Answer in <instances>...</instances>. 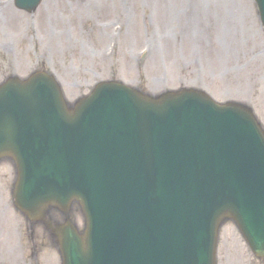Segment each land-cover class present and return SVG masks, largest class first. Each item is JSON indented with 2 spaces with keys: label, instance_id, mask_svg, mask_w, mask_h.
Segmentation results:
<instances>
[{
  "label": "rangeland",
  "instance_id": "374dc122",
  "mask_svg": "<svg viewBox=\"0 0 264 264\" xmlns=\"http://www.w3.org/2000/svg\"><path fill=\"white\" fill-rule=\"evenodd\" d=\"M90 1H80L84 10L91 9V2L97 4L91 16L85 13L81 19L77 0H45L34 15L16 12L13 0H0V15L5 11L8 16L0 22V83L40 65L58 77L70 101L88 95L98 82L117 80L151 96L180 89L204 91L219 102L252 106L264 122V29L254 7L238 10V2L250 5V0H193L190 17L181 21L174 19L181 2L169 12L166 0L164 18L159 0H127L123 6L117 0ZM121 15L126 21L122 27L115 19ZM174 29L182 30L177 45L170 37ZM197 37L203 45L193 39ZM8 45L10 53H2ZM13 166L7 160L6 170L13 171ZM3 180L0 177V264H8L18 252L25 261L16 258L14 264H59L57 243L44 225L26 221L25 230L16 224L21 221L10 210ZM80 210L78 204L73 207L71 218L83 229ZM52 214L62 219L58 212ZM230 228L239 240L227 234L226 254L221 245L227 236L221 230L217 264H264L247 251L236 225ZM38 230L46 246L32 249Z\"/></svg>",
  "mask_w": 264,
  "mask_h": 264
},
{
  "label": "water",
  "instance_id": "95a60500",
  "mask_svg": "<svg viewBox=\"0 0 264 264\" xmlns=\"http://www.w3.org/2000/svg\"><path fill=\"white\" fill-rule=\"evenodd\" d=\"M36 1H33L32 3H29V4L22 3L20 5L24 7H30L33 4H35ZM37 85H39L37 87L38 89L34 91V87H36ZM51 88L53 89L54 92L52 91ZM9 90H14L18 94V95H14V98L12 99V105L13 107H16L15 111L13 112V116L11 113L9 114V108H8L10 105V100H8ZM126 90L127 92H121L123 94L119 93L120 95L116 96L114 101L106 100L101 105V107H95V108L93 107L92 109L90 108L91 104L88 107H86L88 105V104L86 105L87 101L84 102L83 106L79 108V110H81V114L79 118L73 121L71 116H67L65 114L63 103L61 100V95L59 93L58 88L55 87L54 83L49 81L47 77H42V76L36 77L32 79L26 86H21L20 84L11 83L8 86L4 87L3 89H0V104L7 107L5 111L3 112V120L0 121V136L1 138H3L0 140V148L1 147L10 148L12 152L16 154L17 159H18L17 162H19L20 169H22V165H23L22 162L24 159L23 157L19 156L21 155L20 147L27 149L29 148V146L26 143L21 144V142H18V141H22L23 137L28 139L29 137L28 129L30 128L29 126L30 124L31 125L33 124L36 127H41L45 123L47 118L50 117L49 115H47L46 117L41 118L40 114L53 111L54 113L58 114L57 117L60 118L61 120H64L65 123L68 124V126L73 127L77 125L78 127L79 123L84 125V123H86L87 120L95 121V116L106 118V117H112L113 114L115 115V113H118V115H120V118L124 117L128 119H133L135 113L130 108L129 102L133 103L134 105H136L138 108L141 109V112L136 121L137 122L136 125L143 127L142 131L144 132V134H141V136L139 137L140 139H143L141 143H144L146 142V137L148 136L150 132L149 131L150 122L148 121V117L146 115L147 110L156 109L155 111L167 113L168 107L176 105L178 101L185 98L184 96L183 98L169 100L170 102L167 101L168 103L165 106L166 109L154 108L153 106H151L152 104L145 103L142 100H140L138 98V95L135 94L133 91L129 89H126ZM187 98H189V96ZM195 98L198 99V97L196 96ZM164 105L165 104H162L161 107H163ZM179 105L181 107L182 104L180 103L174 107H178ZM89 108L93 114H90L89 116H87L88 118L86 120V118L83 117V113ZM7 115H9V118L7 117ZM162 115L164 116V114ZM77 127H74L72 130L76 131ZM94 127L104 132H109L111 130V127L108 126L107 124L104 125L101 123H95ZM202 127L206 132L208 133L210 132L212 136L222 135V132L215 129L213 124L206 123V125ZM197 129L199 131L200 127H197ZM221 130H223V128ZM200 131L196 132L195 130H193L191 132L192 133L191 138H195L194 137L195 135L201 134L202 132ZM15 135H17L18 137V141H16L17 137L15 138ZM28 140L32 141L30 139ZM147 143L148 144L142 147L141 149L145 150L147 149V147H150L149 152H148L149 156L146 157L144 155L145 156L144 161L139 162V165H138V166H141V168L143 169H148L150 165H153L155 162H159V160L161 159V157L160 158L158 157L159 150L156 148V145H153L150 140L147 141ZM33 144L34 143L31 144L32 148L34 149V151H36L37 149L33 146ZM38 144L44 147L50 148L49 144L41 143V142H38ZM78 147L81 150L78 153L83 155L84 151L87 152L86 148L80 147V146ZM151 149L152 151L150 152ZM128 152L129 150L126 149L122 154H120V156L113 154V153L108 154L107 155L108 158L110 157L115 162L112 165H107V166L101 164L100 161L95 159L96 158L95 154L92 155L93 158H88V159H81L83 158V156L81 157V155L78 154L77 159H69V161L60 160L61 164L63 165L65 164L68 166H75V169H76V171H74V174H73L72 187H70V190H68V192H66L61 187H56V184L53 183L52 181H46L43 184H40V186H38V183L36 182V178L32 177L36 175L35 170H36L37 163L36 161H33L31 157H28L27 167H28V172L31 173L30 175L31 178L29 179V181H27L28 182L27 191L26 190L24 191L23 197L20 198V202L22 204L25 203V205L27 206H30L31 204H35V203L41 204L42 202H50L51 200H54L58 202L59 204H64L68 202V200H70L71 198L75 197L79 199V201H81L82 204H84L85 206L84 211H86L87 213V216L89 218L88 221L90 225L92 224L91 214L93 216H97V220L93 221V226H94L93 230L92 231L89 230V237H90L92 233L95 231V228L98 227V225L103 223L104 227H106L111 223L110 221L108 222L107 220H105L103 217L105 216V213H107L106 210H108V212H112L116 208L117 203H118L117 200L115 199L116 196H112V195L110 197L106 196V198L103 199V197L101 196V191L98 188L100 187L101 182L106 177L110 179H114L117 177L118 170H120L122 167L128 168L129 166L132 165L133 162H131V160L128 159V157H126ZM159 166H164V165L159 164ZM91 170L95 171L93 175L88 174ZM104 186H107L105 189L107 190L110 188L111 185L106 184ZM76 190L80 193H78ZM237 192L239 191L234 190L230 192L229 197H231L232 201L230 199L225 200L224 203H222L221 206L218 207L217 209H220L222 207H224V209H229V208L234 207V205L230 203L234 202V199H233L234 195L238 196ZM107 199H110V200L112 199L113 204H109V205L106 204L108 207L106 210H104L103 204L105 203ZM87 204H89V207H88L89 209L86 208ZM234 209L238 213V209L235 207ZM101 214L103 215V217L101 216ZM100 217H101L100 220L102 222L99 223L98 219ZM239 217L241 216L239 215ZM196 220H197L196 217H194L193 222L195 223ZM193 226H194V230L198 228V226L196 225H193ZM114 228L116 231H120V228L115 225H114ZM123 231L126 234H132L134 232L133 229L123 230ZM173 231H177L176 228H173ZM114 234L115 233L113 232L112 234H109V235L114 237ZM66 238L69 240L73 239V237L69 233L67 234ZM91 241H92L91 238L88 239V245L91 243ZM186 245H187V242L184 244V246L181 247L180 250L185 249ZM152 248L154 247L153 246L149 247L147 251H135L133 254H130L129 258L119 263H115V264H143L145 262L146 255L152 250ZM159 249L162 251L161 254L163 255H166L170 252V256H171L170 259L172 260L173 264H179L178 262L175 261V258L178 257L179 252L177 253L175 251H172L173 246L167 245V243L164 242L163 248H159ZM80 252L81 251H79V253ZM80 255L81 257L80 258L77 257V258H79L80 263H82L85 261V257L87 256V254L80 253ZM133 256H135L136 262L132 261ZM72 260L73 262L71 264H76L77 260L74 255L72 256ZM151 260H152L151 264H159V260H156L155 258ZM209 260H210V257H209Z\"/></svg>",
  "mask_w": 264,
  "mask_h": 264
},
{
  "label": "bare ground",
  "instance_id": "6f19581e",
  "mask_svg": "<svg viewBox=\"0 0 264 264\" xmlns=\"http://www.w3.org/2000/svg\"><path fill=\"white\" fill-rule=\"evenodd\" d=\"M152 1H155V0H152ZM166 13H167V12H165V14H164V18H166ZM175 34H176V35H179V31H178V30H175Z\"/></svg>",
  "mask_w": 264,
  "mask_h": 264
}]
</instances>
